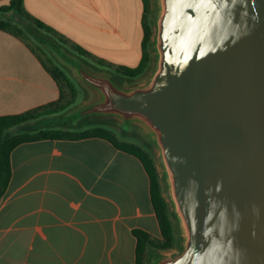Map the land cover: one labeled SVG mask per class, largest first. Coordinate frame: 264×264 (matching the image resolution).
Returning a JSON list of instances; mask_svg holds the SVG:
<instances>
[{
	"label": "water",
	"instance_id": "water-1",
	"mask_svg": "<svg viewBox=\"0 0 264 264\" xmlns=\"http://www.w3.org/2000/svg\"><path fill=\"white\" fill-rule=\"evenodd\" d=\"M155 7L139 78L99 69L28 23L91 98L22 130H139L158 151L177 236V254L150 250L155 264H264V0Z\"/></svg>",
	"mask_w": 264,
	"mask_h": 264
},
{
	"label": "crops",
	"instance_id": "crops-1",
	"mask_svg": "<svg viewBox=\"0 0 264 264\" xmlns=\"http://www.w3.org/2000/svg\"><path fill=\"white\" fill-rule=\"evenodd\" d=\"M10 0H0V6ZM54 32L113 66L137 67L143 0H25ZM60 88L15 35L0 30V116L58 101ZM0 195V264H137L143 231L161 240L142 161L94 137L23 143Z\"/></svg>",
	"mask_w": 264,
	"mask_h": 264
},
{
	"label": "trees",
	"instance_id": "trees-1",
	"mask_svg": "<svg viewBox=\"0 0 264 264\" xmlns=\"http://www.w3.org/2000/svg\"><path fill=\"white\" fill-rule=\"evenodd\" d=\"M143 1L145 7L143 18L144 40L142 44V60L137 67L113 66L106 61L96 59L79 44L57 35L51 27L33 18L25 9V0H10L0 6V30L11 33L23 40L60 88V98L56 102L22 114L0 116V195L5 193L11 180V153L23 143L47 139L79 140L94 137L110 141L116 148L138 157L151 178L153 204L160 223L162 239H152L143 231H135L134 234L138 239L137 264H146L147 254L151 249L169 250L175 248L177 244L175 228L170 218L168 204L162 195L159 173L154 157L149 149L140 143L121 137L113 128L105 125H89L81 129L50 127L35 131L22 130V127L29 123L64 113L75 105L79 99L78 88L70 76L40 45L33 41L23 25L24 22L32 23L36 28L51 35L79 56L99 67L113 70L118 76L139 78L150 66V43L153 36V28L149 20L150 0ZM65 85L71 90L73 96L72 99L66 101Z\"/></svg>",
	"mask_w": 264,
	"mask_h": 264
},
{
	"label": "rangeland",
	"instance_id": "rangeland-1",
	"mask_svg": "<svg viewBox=\"0 0 264 264\" xmlns=\"http://www.w3.org/2000/svg\"><path fill=\"white\" fill-rule=\"evenodd\" d=\"M155 14H156L155 0H150V16H149L150 22L154 18ZM28 23H30V22H24L23 26L27 30V33L32 37L33 41L35 43H37L38 45H40L54 59V61L62 69H64L66 71V73L70 76V78L76 84V86L78 88L79 99H78L77 103L75 105H73L72 107H70V108H74V107H76V106H78L80 104H83L86 100H89L91 98V96L86 91V89H84L81 86V84L78 82L76 76L74 75L73 70H70V72H69L67 70L66 66L64 64H62L61 61L58 58L56 59L55 56H53L52 53L48 49H46L38 40H36L33 37V35L28 30ZM30 24H32V23H30ZM39 31L41 33L45 34L44 31H42L40 29H39ZM68 49H70V48H68ZM92 64H94V63H92ZM97 67H99V66H97ZM99 69H105V68L99 67ZM111 71H113V70H111ZM120 77H123V76H120ZM144 80L145 79H140L139 81L143 82ZM64 89H65V101L72 99V97H73L72 96V92L68 88L67 85L64 86ZM111 126L121 137L126 138V139L131 140V141H136V142L140 143L141 145H143L144 147H146L147 149H149V151L152 153V155L154 157L155 165H156L157 171L159 173L162 195L167 201H169V196H168L166 185H165V182H164V179H163V168H162V165H161V162H160L158 151L156 149H154V148H150V146L147 145L146 138L143 136V133H141L139 130H131V132L127 133V135H124V132H123V130H122V128L120 126L114 125V124H112ZM152 252H154V253H162V254H165V255H175V254L178 253V250H177V248H173V249H169V250L153 249ZM146 264H155V256L151 255V251L150 250L148 251V254H147Z\"/></svg>",
	"mask_w": 264,
	"mask_h": 264
}]
</instances>
